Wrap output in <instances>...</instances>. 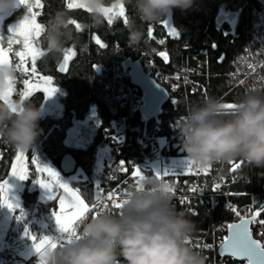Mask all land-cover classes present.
<instances>
[{
	"label": "trees",
	"instance_id": "1",
	"mask_svg": "<svg viewBox=\"0 0 264 264\" xmlns=\"http://www.w3.org/2000/svg\"><path fill=\"white\" fill-rule=\"evenodd\" d=\"M95 1L102 7L120 1L124 16L109 21L102 12L88 6L71 7L69 0H40L42 8L37 21L43 27L39 44L44 52L36 60V70L51 77L54 84L64 90L60 99L63 111L59 117H42V91H36L21 101L15 95L14 102L18 107L9 105L0 97V206L1 183L15 159L23 132L27 134L28 160L39 146L59 167L62 158L72 154L77 167L92 172L96 143L109 121L124 112L119 101L113 99L105 88L107 77L102 67L108 68L113 57L120 54L118 59L130 81L128 68L123 64L125 59L141 60V51L154 48L165 50L160 53L158 61L167 72L195 66L200 61V85L192 87L181 83L173 91L168 88L170 97L161 106L159 122L156 117L144 120L139 114L136 125L146 124L153 130L158 124L157 133L171 136L176 132V119L186 123L200 113L208 115V111L215 112L210 117L221 119L242 117L246 127L241 135V151L237 159L242 158L244 166L246 159L249 160L244 167L249 178L233 185L232 190L248 193L241 201H248L250 195H264V0ZM231 13L235 14L232 20L226 18L217 22L218 16ZM168 16L174 33H170L166 26ZM130 43L139 47H128ZM66 58L68 64L60 72L59 65ZM92 111L100 120L95 141L85 148L68 145L66 136L71 127L86 119ZM133 150L134 155L149 161L152 159L146 152L137 148ZM170 153L175 154L174 151ZM142 170L149 176H157L151 166H144ZM165 179L178 180L177 193L183 192L190 182L204 184L207 189L210 187L209 174L195 176L169 170ZM31 180L32 177L25 182L22 207L28 211L54 212L58 208L57 199L39 201L38 190L29 188ZM79 191L89 209L75 223L74 237L67 240L73 248L65 264H95L98 243L107 240L113 226L104 225L101 232L94 222L95 183L85 181L79 185ZM172 200L168 218L191 236L183 254L189 262H193L199 245L210 238L220 223H232L238 219L221 199L210 213L203 203L196 215L188 213L184 217L179 213L180 205H173ZM157 202L161 204V201ZM141 204L151 206L153 203L147 199L137 200V205ZM124 208L113 206L110 217ZM151 217L149 210L146 222ZM134 218L141 220L136 212ZM46 223V232L52 231L53 225L48 218ZM82 254L87 258L79 262L77 256ZM106 256L130 264H169V241L165 237L153 236L147 226L143 233L135 232L131 238L114 239ZM30 264L40 263L34 261Z\"/></svg>",
	"mask_w": 264,
	"mask_h": 264
},
{
	"label": "built area",
	"instance_id": "2",
	"mask_svg": "<svg viewBox=\"0 0 264 264\" xmlns=\"http://www.w3.org/2000/svg\"><path fill=\"white\" fill-rule=\"evenodd\" d=\"M127 46L135 49L139 47L136 43ZM164 51L163 48H154L140 52L139 61L148 75L172 91L181 83L192 87L200 85V61L195 66H185L179 71L167 72L158 61L160 53ZM121 63L116 55L108 68L102 67L107 77L106 89L119 101L124 112L113 117L104 128L99 140L104 149L100 155H95L94 159L99 175L95 182L97 203L93 219L101 232L104 225L113 226V232L107 234V240L103 239L98 243L95 264L99 259L104 260L103 264H130L107 257L110 244L116 238H131L135 232L143 233L147 226L153 236L168 239L169 264H248L247 261H239L219 253V247L227 238L231 222L220 223L210 238L199 245L197 256L192 258L193 262H189L187 258H183V254L191 236L182 227L175 225L174 220L168 218L171 199L173 205H180L179 213L183 217L188 213L196 215L200 204L203 203L207 206V213H210L221 199L226 208L238 217L237 221L253 217L252 233L264 248V195H250L248 201H241L248 193L232 190L233 185L249 178L244 169L250 163L249 160L246 159L244 166L243 159H237L241 151V135L246 127L242 117L221 119L210 117L209 115L215 112L208 111V115L200 113L186 123L176 119V132L171 136L157 133L158 124L153 130L146 124L133 125L140 115L146 120L141 113L144 104L143 92L128 81ZM207 75L209 76V73ZM156 119L158 123V116ZM134 148L146 152L152 159L149 161L134 155ZM172 151L175 152L174 155L170 153ZM181 155L195 158L196 163L188 165L185 170L170 164L167 169L164 168V158L170 160ZM154 160H157L158 164L157 176H149L142 168L151 166ZM169 170L195 176L209 174L210 187L207 189L204 184L190 182L186 184L183 192L177 193L175 189L178 180L165 179ZM142 199H147L153 204L137 205V200ZM157 201H161V204ZM113 206L125 208L117 210L115 215L110 217ZM149 210L152 217L146 222ZM134 212L141 220L134 218ZM26 232L23 230L22 236ZM54 241L56 249L47 264H65L73 247L69 241L58 236H55ZM83 258H87L86 254L77 256L79 262H82ZM34 261L38 262L36 257L26 264ZM12 263L13 260L7 251H1L0 264Z\"/></svg>",
	"mask_w": 264,
	"mask_h": 264
},
{
	"label": "rangeland",
	"instance_id": "3",
	"mask_svg": "<svg viewBox=\"0 0 264 264\" xmlns=\"http://www.w3.org/2000/svg\"><path fill=\"white\" fill-rule=\"evenodd\" d=\"M69 5L88 6L102 12L109 21L119 15L124 16L120 1L109 7H102L95 0H69ZM41 8L40 0H0V97L9 105L18 107L14 102L15 95L21 101L36 91H42L44 101L40 108L41 116L59 117L63 111L60 99L64 90L55 85L51 77L39 74L35 65L44 52L39 44L43 27L37 21ZM165 23L169 32L174 33L170 16ZM117 55L121 57L120 54ZM67 64L66 58L65 67ZM107 92L116 99L108 90ZM99 125L100 120L96 112L92 111L86 119L71 127L66 136L67 144L74 148H85L95 141ZM22 135L15 159L7 177L1 183L0 252L7 251L13 260L12 264H26L34 257L40 264H47L56 249L55 236L66 240L74 237L75 223L89 209L81 197L79 185L88 180L95 183L99 169L93 166L92 172L87 173L78 166L73 173L65 175L39 146L28 160L27 134L23 132ZM95 149V155L98 156L103 152L104 146L98 141ZM194 163L195 158L183 155L170 160L164 158L163 161L165 169L170 164L185 170ZM151 167L157 173V160L152 162ZM30 177L32 180L29 188L31 191L38 190L39 201L57 199L58 208L54 212L41 213L39 209L28 211L22 207V192ZM47 218L53 225L50 232L45 230L48 226ZM23 230L27 232L22 236ZM103 263V259L96 262Z\"/></svg>",
	"mask_w": 264,
	"mask_h": 264
},
{
	"label": "water",
	"instance_id": "4",
	"mask_svg": "<svg viewBox=\"0 0 264 264\" xmlns=\"http://www.w3.org/2000/svg\"><path fill=\"white\" fill-rule=\"evenodd\" d=\"M234 16V13L227 16L220 15L217 22L221 23L226 18L232 20ZM65 64L66 59H63L59 65L60 72L64 71ZM123 64L128 68L131 83L138 86L143 92L142 115L146 120H152L160 114L161 106L169 99L168 90L144 71L139 60L127 58ZM60 169L65 175H69L77 169V163L72 154H67L62 158ZM252 219L253 217L242 218L231 223L227 238L219 247L221 255L230 256L239 261H247L248 264H264V248L252 233Z\"/></svg>",
	"mask_w": 264,
	"mask_h": 264
},
{
	"label": "bare ground",
	"instance_id": "5",
	"mask_svg": "<svg viewBox=\"0 0 264 264\" xmlns=\"http://www.w3.org/2000/svg\"><path fill=\"white\" fill-rule=\"evenodd\" d=\"M136 120V119H135ZM134 120V122H133V125H136V121ZM95 154H96V151H95Z\"/></svg>",
	"mask_w": 264,
	"mask_h": 264
}]
</instances>
